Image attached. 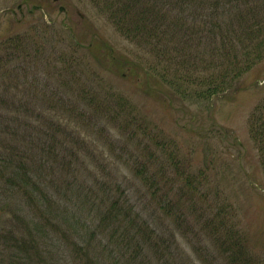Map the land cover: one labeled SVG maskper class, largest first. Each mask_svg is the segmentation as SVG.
I'll return each instance as SVG.
<instances>
[{
    "label": "rangeland",
    "instance_id": "obj_1",
    "mask_svg": "<svg viewBox=\"0 0 264 264\" xmlns=\"http://www.w3.org/2000/svg\"><path fill=\"white\" fill-rule=\"evenodd\" d=\"M18 35L39 51L0 78V156L11 158L5 177L22 163L52 196L47 202L37 191L36 204L19 187L5 192L2 178L0 201L13 213L5 207L0 233L17 223L14 212L55 224L45 226L42 257L27 264H112L104 250L118 254L115 227L100 222L114 202L133 208L130 218L155 232L154 245L171 247H123L121 264H180L182 256L211 264L216 247L204 226L222 210L264 259V164L249 126L264 99V58L211 103L183 102L90 0H0V40ZM6 124L12 134L1 133ZM152 151L160 160L144 174L161 173L146 183L137 168Z\"/></svg>",
    "mask_w": 264,
    "mask_h": 264
},
{
    "label": "trees",
    "instance_id": "obj_2",
    "mask_svg": "<svg viewBox=\"0 0 264 264\" xmlns=\"http://www.w3.org/2000/svg\"><path fill=\"white\" fill-rule=\"evenodd\" d=\"M90 4L107 19L110 26L142 50L147 57L148 69L161 77L176 98L183 102L211 103L236 86L238 80L264 58V0H90ZM37 51L39 48L33 47L25 36L0 40V78L9 71H16L18 66H14L20 59L27 63L28 55ZM2 111L1 108L0 113ZM253 111L249 125L252 142L257 150L258 163L264 164V99ZM3 115H0V122L5 124ZM12 128L6 124L1 133L12 134ZM41 133L50 137V131L41 130ZM53 135L44 143L54 139ZM54 148L55 145L50 146V149ZM148 153L147 163L142 161L141 167L137 168L138 174L146 183L150 180L156 182L160 170L148 176L144 172L149 171V166L160 158L153 151ZM10 162L11 158L0 156V200L3 201L1 197H4L1 181L5 178V182L9 183L5 192L10 188L14 192L19 187L26 197L36 202L34 193L38 191L48 202L52 195L32 182L22 163L18 165L19 173L14 169L5 177ZM39 162L35 161V164ZM35 164L31 165L34 174L36 167L38 172L44 168L41 163ZM161 164L165 168L164 162ZM190 181L187 178V184ZM1 201L0 218L5 207L9 209V204L5 202L2 205ZM40 208H43L42 202ZM111 209L103 215L100 223L103 230L115 227L111 232V243L115 244L118 254L122 253L123 247L127 249L131 245H136L137 253H141L143 247L153 243L155 232L144 224L138 225L137 219L130 218L132 207L124 208L114 202ZM120 211L127 216L120 218ZM14 217L17 223L12 220L14 224H7L5 231L0 233V264H27L32 257H42V246L47 241L44 239L50 235L45 226L55 225L49 215L43 216L45 226L29 215L18 216L14 212ZM225 219L222 210L216 212L204 226L205 235L216 247V255L206 261L213 258L211 264H261L264 259L255 253L244 229L230 225ZM167 243L161 246L158 242L157 246L153 243V248L161 251L163 247L166 251L171 248ZM105 251L112 264H121L116 251L110 250L109 246ZM179 261L180 264H194L183 256Z\"/></svg>",
    "mask_w": 264,
    "mask_h": 264
},
{
    "label": "water",
    "instance_id": "obj_3",
    "mask_svg": "<svg viewBox=\"0 0 264 264\" xmlns=\"http://www.w3.org/2000/svg\"><path fill=\"white\" fill-rule=\"evenodd\" d=\"M54 1H56V2H57V0H54ZM35 8H37V7L35 6ZM60 10H61V11H63V10H64V8H63V7H61V8H60Z\"/></svg>",
    "mask_w": 264,
    "mask_h": 264
}]
</instances>
